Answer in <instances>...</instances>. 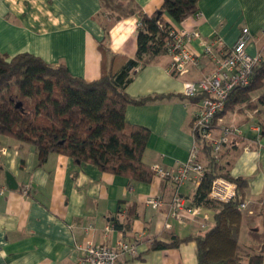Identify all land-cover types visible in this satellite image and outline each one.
I'll return each instance as SVG.
<instances>
[{
    "label": "crops",
    "instance_id": "crops-1",
    "mask_svg": "<svg viewBox=\"0 0 264 264\" xmlns=\"http://www.w3.org/2000/svg\"><path fill=\"white\" fill-rule=\"evenodd\" d=\"M134 2L147 15L164 4V0ZM198 10L201 15L181 23L166 17L174 29L199 34L186 42L198 65H188L183 72L171 71L172 56L161 54L153 63L136 69L125 90L131 98L171 96L126 108L130 124L150 131L144 157L149 166L174 170L189 159L197 102L184 100L182 93L186 82H198L215 71V60L205 46L212 47L215 55L225 54L248 27L251 40L247 53H260L264 58V0H199ZM138 27L137 15L116 21L103 15L100 0H0V56L30 53L51 65H64L74 76L92 82L135 58ZM219 40L223 44L219 45ZM262 95L264 79L262 86L251 92L254 107L238 104L223 114L215 131L218 134L223 125L241 131L224 146L219 163L229 177L246 181L240 190L246 207L239 236V253L245 262L253 255H264ZM257 126L262 128L259 138L254 131ZM8 172L15 178L16 189L7 183ZM198 187L192 178L179 186L156 177L149 184L129 182L60 154L49 155L40 165L32 145L1 137L0 264H72L87 243L111 247L120 239L136 242L140 251L138 258L127 257L121 264H198L194 240L152 249L155 241L170 243L215 226V213L209 208L201 207L200 215H187L182 221L170 215L176 194L195 206ZM151 196L161 201L158 209L147 205ZM254 234H260V240Z\"/></svg>",
    "mask_w": 264,
    "mask_h": 264
},
{
    "label": "trees",
    "instance_id": "trees-1",
    "mask_svg": "<svg viewBox=\"0 0 264 264\" xmlns=\"http://www.w3.org/2000/svg\"><path fill=\"white\" fill-rule=\"evenodd\" d=\"M100 1L102 14L115 21L132 15L139 17L135 58L117 72L103 73L99 80L88 82L74 76L66 66L51 65L30 53L11 58L0 56V138L32 145L40 165L49 155L60 154L102 172L125 177L129 182L149 184L155 178L151 166L144 162L150 131L130 124L126 120V108L171 96L131 98L125 90L136 69L169 52L173 27L166 17L178 23L185 21L198 13L199 0H164L162 8L152 15L141 12L134 0ZM263 79L264 58L254 67L251 84L230 92L222 116L238 104L250 103L249 107L253 108L251 92L262 86ZM182 97L197 102L201 96L188 99L182 94ZM259 100L264 105V95ZM199 145L197 159L206 171L193 205L212 209L215 226L194 237L170 243L155 241L152 249L177 247L181 242L194 240L198 264H263L264 255H253L245 262L239 253L240 190L246 181L222 172L220 159H215L209 143L201 141ZM219 177L237 185L236 201L220 203L209 198L212 182ZM254 235L260 240V234Z\"/></svg>",
    "mask_w": 264,
    "mask_h": 264
},
{
    "label": "built area",
    "instance_id": "built-area-1",
    "mask_svg": "<svg viewBox=\"0 0 264 264\" xmlns=\"http://www.w3.org/2000/svg\"><path fill=\"white\" fill-rule=\"evenodd\" d=\"M196 15H201L199 12ZM172 41L169 44V54L172 56L171 71L183 72L188 65H198V58L187 47L186 42L198 38L199 34L186 29H172L170 32ZM251 40V32L244 27L234 46L228 52L215 55L210 46H205L207 54L212 55L216 63L213 74L206 76L198 82H186L183 87V95L188 98L201 96L196 104L191 124L193 147L187 162L179 165L176 169L166 168L161 165H152L151 169L156 178L167 179L179 186L189 179L200 184L205 174L206 167L198 161L200 154V142L205 141L212 147L213 156L220 159L224 146L231 138L241 134L235 127L222 126L218 134L215 133L218 122L221 121L222 113L226 107V101L230 92L237 87L245 88L251 84L254 67L262 61L259 53L251 56L247 53V45ZM219 45L223 44L221 40ZM258 138L262 129L254 128ZM25 194L27 191H24ZM209 198L220 203H230L237 200V185L225 178L219 177L212 182ZM147 205L154 209L161 206L157 197H149ZM246 207L244 203L239 209ZM201 214V207L188 205L185 199L176 194L170 205V215L176 221H182L185 216H197ZM90 227L87 228L89 231ZM81 254L77 261L72 264H121L127 257L136 259L140 256L139 246L136 242L118 240L111 247H104L87 243L80 248Z\"/></svg>",
    "mask_w": 264,
    "mask_h": 264
},
{
    "label": "water",
    "instance_id": "water-1",
    "mask_svg": "<svg viewBox=\"0 0 264 264\" xmlns=\"http://www.w3.org/2000/svg\"><path fill=\"white\" fill-rule=\"evenodd\" d=\"M6 177H7V183L9 185V187L12 188V189H16L17 188V183H16L15 178L13 177V175L8 172V173H6Z\"/></svg>",
    "mask_w": 264,
    "mask_h": 264
},
{
    "label": "rangeland",
    "instance_id": "rangeland-1",
    "mask_svg": "<svg viewBox=\"0 0 264 264\" xmlns=\"http://www.w3.org/2000/svg\"><path fill=\"white\" fill-rule=\"evenodd\" d=\"M245 257V256H244ZM245 260V259H244ZM246 261V260H245Z\"/></svg>",
    "mask_w": 264,
    "mask_h": 264
}]
</instances>
